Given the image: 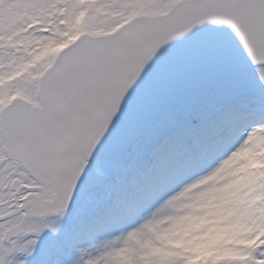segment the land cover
I'll return each mask as SVG.
<instances>
[{"label":"snow or ice","instance_id":"obj_1","mask_svg":"<svg viewBox=\"0 0 264 264\" xmlns=\"http://www.w3.org/2000/svg\"><path fill=\"white\" fill-rule=\"evenodd\" d=\"M0 264H264V0H0Z\"/></svg>","mask_w":264,"mask_h":264}]
</instances>
